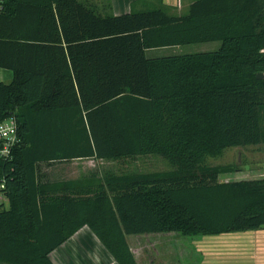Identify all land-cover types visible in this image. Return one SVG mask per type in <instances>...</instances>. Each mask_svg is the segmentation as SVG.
Masks as SVG:
<instances>
[{"label": "trees", "instance_id": "trees-1", "mask_svg": "<svg viewBox=\"0 0 264 264\" xmlns=\"http://www.w3.org/2000/svg\"><path fill=\"white\" fill-rule=\"evenodd\" d=\"M218 41L150 58L147 49ZM0 120L18 142L0 160V264H53L86 226L118 264L126 236L264 227V177L207 157L264 144V0H194L100 16L78 0H0ZM157 154L171 170L42 181L40 163Z\"/></svg>", "mask_w": 264, "mask_h": 264}, {"label": "crops", "instance_id": "crops-1", "mask_svg": "<svg viewBox=\"0 0 264 264\" xmlns=\"http://www.w3.org/2000/svg\"><path fill=\"white\" fill-rule=\"evenodd\" d=\"M78 1L106 17L154 8H163L178 16L186 13L194 0ZM153 49H147L146 55ZM11 78V71L0 68V81L9 82ZM221 176L220 181L243 180ZM126 239L137 264H264V227L195 236L178 232L133 234ZM49 258L53 264H118L86 226L52 250Z\"/></svg>", "mask_w": 264, "mask_h": 264}, {"label": "rangeland", "instance_id": "rangeland-1", "mask_svg": "<svg viewBox=\"0 0 264 264\" xmlns=\"http://www.w3.org/2000/svg\"><path fill=\"white\" fill-rule=\"evenodd\" d=\"M170 14L172 12L167 11ZM218 41L179 45L172 47H161L147 51L150 58L153 56H168L175 54L197 53L212 51L219 47ZM206 162L210 165H232L238 171L230 172L225 177L228 179H250L260 178L264 175L262 164H264V144L235 146L223 149L220 155L208 156ZM172 166L160 155H137L116 159L88 158L81 160L55 161L40 163L37 166L39 178L42 181H55L63 179L78 178L82 175L96 174L104 177L109 174H125L133 171L141 173H152L171 170ZM219 178V177H218Z\"/></svg>", "mask_w": 264, "mask_h": 264}, {"label": "built area", "instance_id": "built-area-1", "mask_svg": "<svg viewBox=\"0 0 264 264\" xmlns=\"http://www.w3.org/2000/svg\"><path fill=\"white\" fill-rule=\"evenodd\" d=\"M18 140H19L18 129H17V123L15 117L9 116L6 117L5 119H1L0 120V160L11 158L12 149L17 144ZM0 188H3V184L0 185ZM1 199L2 198L0 196V200Z\"/></svg>", "mask_w": 264, "mask_h": 264}, {"label": "water", "instance_id": "water-1", "mask_svg": "<svg viewBox=\"0 0 264 264\" xmlns=\"http://www.w3.org/2000/svg\"><path fill=\"white\" fill-rule=\"evenodd\" d=\"M257 77L263 79L264 78V75H263V73H258L257 74Z\"/></svg>", "mask_w": 264, "mask_h": 264}]
</instances>
